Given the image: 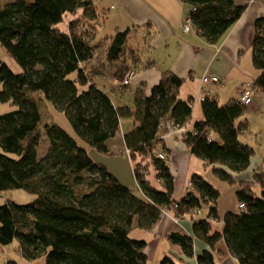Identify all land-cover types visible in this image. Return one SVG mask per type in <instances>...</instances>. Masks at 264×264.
I'll return each instance as SVG.
<instances>
[{"label": "trees", "instance_id": "1", "mask_svg": "<svg viewBox=\"0 0 264 264\" xmlns=\"http://www.w3.org/2000/svg\"><path fill=\"white\" fill-rule=\"evenodd\" d=\"M180 1L189 6V29L215 44L250 0ZM95 23L94 0H0V44L21 68L15 72L0 60V102L15 106L0 114V192L21 188L36 196L27 204H0V245L16 239L22 257L42 259V264H146V240L132 239L129 231L135 222L150 230L162 208H173L176 216L191 220L192 234L173 230L168 235L185 258L216 264L213 252L226 250L238 264H264V170L254 176L259 191L243 183L235 191L237 208L222 215L218 187L199 173L190 176L193 188L174 198L161 126L167 120L177 126L189 121L193 97L179 96L183 79L170 70L151 87L141 82L131 89L121 82L125 62L136 55L129 52L126 28L111 35L104 49L106 73L133 95L132 108L116 104L97 83L104 72L93 64L86 67L99 47L92 43ZM251 62L259 71L250 80L255 93L264 92V9L254 22ZM40 101L63 113L74 135L56 121L41 128ZM247 106L239 98L220 103L204 95L201 119L182 134L189 153L228 183L255 154V147L239 137L248 130L247 121H239ZM124 118L132 121L122 141L130 162L139 167L133 171L138 192L120 184L89 154L117 155L107 140L120 132ZM161 151L165 158L158 156ZM150 166L163 189L144 172ZM198 209L202 214L193 216ZM196 240L207 246L197 254ZM162 256L159 264H178Z\"/></svg>", "mask_w": 264, "mask_h": 264}, {"label": "crops", "instance_id": "2", "mask_svg": "<svg viewBox=\"0 0 264 264\" xmlns=\"http://www.w3.org/2000/svg\"><path fill=\"white\" fill-rule=\"evenodd\" d=\"M106 1H111V3L115 4L116 9L115 12L112 13V16L120 17L125 21V24L139 27L138 35L135 36L132 44L129 43L127 38L129 51L136 54L132 60L129 58V60L125 62L128 68H134L133 62L137 68L138 73L133 81L134 85L143 82L148 87H151L158 82L162 71L170 70L172 73L183 79L179 89V96L184 99L193 97L191 119L187 121L180 130L169 131L161 128L160 132L163 142L168 149V152L165 154L170 172L173 175V197L179 198L185 193L186 185L192 172L201 174L207 180L209 172H211L210 178L212 179V184H215L216 182L228 183L220 180L212 172L211 166H205L203 161L201 163L195 161V164L197 165L194 167L189 165L192 156L183 143L182 134L192 129L196 110L197 113H199L197 105H201V97L204 95L214 96L218 102L230 99V97L227 99V96L238 99L240 84L246 80H252V76H250L252 71H250L249 68H246L247 66L240 67V64L243 62L244 58H247L246 55H243L244 53H248V57L251 58V40L254 33V22L256 18L263 14L264 1L250 0L241 16L215 44H209L203 37L196 33L193 28L189 29L187 32H184L181 29L183 20L188 14L189 6L180 0ZM98 44L99 47L95 52V56L91 58L88 64H86V67H90L93 64V67L97 70L100 71L103 69L102 72L104 73L99 78L107 80L110 84L111 91L115 95H122L126 92V89H124L125 91L123 90L124 92H120L119 90L122 88L114 86V80L111 74L108 75L106 73L108 67L105 64V61L104 65H100L99 67L95 66V61L99 60L98 57L102 51L100 48H103L101 56L105 59L104 49L108 44V39L105 40L103 44L102 42H99ZM162 47L163 50L158 53L157 50H160ZM141 55L148 56L145 63L143 60H140ZM136 58L139 60L135 62ZM120 63L121 60L115 61L112 63L113 65H110L111 67H109L114 68L116 65H120ZM206 75L217 76L219 81L203 83L201 79ZM221 85L223 87H220ZM220 94L228 95L225 99L221 100ZM260 95L263 96L264 94H258L256 97ZM258 99L259 98H257L254 104H257ZM248 106H253V104L251 103ZM128 120L131 121V119ZM119 134L122 137L121 129ZM243 138L244 140L247 139L246 142L255 147V154L251 157L247 169L241 173H232L233 181L228 183V189L233 190V188H235L236 191V187L243 183H249L254 190L259 191L260 185L256 182L254 176L261 169L264 170V155L259 152V141H252L246 136ZM123 147L124 146L118 149L117 152H114L115 150L112 149V152L117 155H124L126 152ZM201 168L202 170H206V173L205 171H202ZM149 173H153V170L152 172H148V174ZM222 199V197H219L217 202L218 213L220 215L224 214L225 211L237 208V198L227 206L226 203L222 202ZM232 199H234V197L231 194V200ZM221 210H223V212H221ZM173 230L192 234L190 219L186 217L180 219L179 224L173 223L166 217L160 219L150 230H147V233L150 236L148 237V241H146V255L149 256L150 254H153V257H155V254H158L156 256H162L165 251H160L159 247L162 243H168L169 245L167 237L169 232ZM171 248L173 249V253L178 256L179 259H185L187 264H196L194 257L185 258L182 256L180 250L177 249V245L171 246ZM203 248H207V246L203 242L196 240L195 253L197 254ZM228 255L230 254L228 253ZM233 259L234 262L238 264L234 257ZM224 261L227 260H223V264H225Z\"/></svg>", "mask_w": 264, "mask_h": 264}, {"label": "rangeland", "instance_id": "3", "mask_svg": "<svg viewBox=\"0 0 264 264\" xmlns=\"http://www.w3.org/2000/svg\"><path fill=\"white\" fill-rule=\"evenodd\" d=\"M94 4H95V11H96V23H95V27L97 29L96 35L94 37V39L92 40L93 44H96L97 42H103L107 39H109V37L111 35H113L116 31L118 30H124L126 28H129V32H128V40L129 43L132 44L133 39L135 38L136 35H138V26H134V25H129V24H125V21L123 19H121L120 17H116V16H112V13L115 12V4L111 3V1L107 2L106 0H94ZM112 5V6H111ZM95 21V20H93ZM68 23V17H65L64 20L59 24V27H61L62 29L66 28ZM181 29L184 30V26L181 25ZM185 31V30H184ZM137 41V40H136ZM130 46V44H129ZM107 46H105L106 48ZM102 51L100 52L99 55V60L95 61V66L99 67L101 65V62L104 61V57H102V53H103V48H100ZM163 50V47L160 48V50L158 49V53H160V51ZM131 52V51H129ZM132 53V52H131ZM243 55H246L247 58H244L243 62L240 64V67H245L249 68L250 71H252V74H250V76H252L251 79H254L259 71L252 66L251 63V58L248 57L249 54L248 53H244ZM160 57V56H158ZM146 58H148V56L141 55V61L143 60L144 63L146 62ZM248 59V60H247ZM0 60L7 63L9 65V67L15 71L18 72L20 71V66L14 61V59H12L9 54L5 51V49L1 46L0 44ZM132 60V59H131ZM139 60L138 58H136L135 62ZM133 67L134 69H131V67L128 68V70H132L133 71V77L131 78V83L127 84L129 85L130 88L135 87L133 81L135 79V77H137V68L135 67V64L133 62ZM103 70V69H102ZM98 79H100L98 77ZM97 79V83L99 86H101L103 89L107 90L109 96L112 98V100L121 106H128L130 108L133 107V95H132V91L131 90H127L124 94L122 95H115L111 89H110V84L107 82L106 79H101L98 80ZM133 83V84H132ZM114 85L115 82H113ZM123 85V84H122ZM126 85V84H124ZM119 86V85H116ZM185 86V85H184ZM183 86V87H184ZM220 87H223L222 85ZM125 89V88H124ZM121 89L119 90L120 92H124L125 90ZM124 90V91H123ZM227 93V92H226ZM264 94V92H260L258 91L254 96H253V100H252V104L253 106H247L245 107L242 115L240 116V120L243 121H247L248 124V130L247 132L240 134L239 137L240 139L243 141L244 140V136H246L248 139H251L252 141H259V152L263 153L264 155V95H260L258 97H256V95L258 94ZM41 93L40 92H34L33 95L35 97H38ZM228 94H220V99H225V97ZM231 98V96H227L228 98ZM258 99L257 104H254L255 101ZM220 102V103H224ZM198 106V110L199 113H197V110L194 114L195 118L193 119L198 120L201 118L202 116V111H201V105H197ZM39 107H40V111H41V116H42V121H41V128L43 127V124L45 123H50L52 121H56L58 124H60L64 129H66L69 133L73 134L71 125L69 123V121L67 120V118L64 116L63 113L55 110L52 105H50L48 102L46 101H40L39 102ZM15 106L12 105L10 102H0V114L10 111L12 109H14ZM131 121L128 119H121V131L122 132H126L128 130V128L131 126ZM247 140V139H246ZM107 144L109 145V147L113 150H115L114 152H117L118 149L122 148L123 146V141H122V137L120 136V134H116L115 136L111 137L109 140H107ZM42 146V154H44V151L46 149L47 143H44L41 145ZM39 153L41 152V147L38 149ZM113 152V153H114ZM116 154V153H115ZM192 159L189 163L190 166L194 167L197 164H195L196 162L201 163L202 160L194 155H191ZM131 165L133 167V169H139V167L135 168L134 162L131 161ZM186 166V165H185ZM205 166H207L205 164ZM152 167L150 166L148 168V172H152ZM202 170V168H201ZM205 171L206 170H202ZM144 172H146V174H148L147 170H145ZM194 173V172H192ZM191 173V174H192ZM211 172H209L208 175V181L212 183V179L210 178ZM148 178L151 180V182L159 189H163V184L160 181H157L154 176L153 173H149L148 174ZM214 185H216V187H218V189L220 190V196L222 197L224 203H226L227 205H230L232 202L235 201V197H236V193H235V188H233V190H229L228 183L225 182H216ZM218 185V186H217ZM193 186V184H192ZM239 187V186H238ZM236 187V188H238ZM193 188V187H192ZM133 189L135 191H137L136 187L133 186ZM138 192V191H137ZM231 194L233 195L234 199L231 200ZM35 194L28 192L24 189L21 188H13V189H8V190H4L0 192V204H3L6 200H12L13 202L17 203V204H27L30 203L32 201H34L35 199ZM225 206V207H226ZM206 209L207 207L203 208V212L206 215ZM221 212H223V210H221ZM181 219H184L183 217ZM210 221H213V218H208ZM191 221V220H190ZM129 236L132 239H144L146 241H148V237L150 236L147 233V230L140 227L139 225H137V223L135 222L133 224V226L131 227V230L129 231ZM167 240L169 242L168 243H162L159 247L160 251H165L164 254L165 255H169L176 263L178 264H187V261L185 259H179L178 256H176L173 253V249L171 248V246H174L176 244L172 243L169 238L167 237ZM18 242L16 239H14L12 242H10L9 244H5V245H0V264H42V259L37 260L35 262L29 261L27 259H25L24 257L21 256L20 252L18 251ZM219 248L222 250L223 249V245L221 244V242L218 244ZM177 249H179V246L177 245ZM146 251V248H145ZM181 254V253H180ZM158 254H155V257H153V254H150L149 256H147V262L146 264H159L160 259L163 256H156ZM214 255V260L216 264H223V260H227L224 261L225 264H237L236 262H234V259L232 256L228 255V253L225 251V253H218L216 250L213 252ZM219 255V256H217ZM231 260V261H230Z\"/></svg>", "mask_w": 264, "mask_h": 264}, {"label": "built area", "instance_id": "4", "mask_svg": "<svg viewBox=\"0 0 264 264\" xmlns=\"http://www.w3.org/2000/svg\"><path fill=\"white\" fill-rule=\"evenodd\" d=\"M263 9H264V5H263ZM190 24H191L190 19L188 17H186L184 20V23L182 24V26H184V30H185V31L183 30L184 32H187L189 30ZM131 69H134V68H131ZM132 75H133V71L127 70L125 72V74L123 75L121 82L123 84H130L132 81L131 78L133 77ZM201 81L203 83H206L209 81L210 82H218L219 78L217 76H214V75H206V76L202 77ZM114 82L117 85L121 84V83H118L116 81V79L114 80ZM254 94H255V87L250 80L244 81L240 84V86H239V99H240L241 103H243L244 105H250L252 103V99H253ZM203 97H201V100L203 99ZM161 127L163 130H169V131H177V130H180L182 128V126L173 125L170 122V120L163 122ZM125 152L127 154L126 150H125ZM158 156L160 158H165V155L163 152L159 153ZM192 187H193L192 183L189 180L187 182L185 192L188 191L189 189H191ZM238 207L243 208V204H239ZM200 214H202L200 209L193 212V216H197ZM165 217L169 218L175 224H179V221L182 218V217L176 216L174 214L173 208L172 209L162 208V210L160 212V219L165 218Z\"/></svg>", "mask_w": 264, "mask_h": 264}, {"label": "water", "instance_id": "5", "mask_svg": "<svg viewBox=\"0 0 264 264\" xmlns=\"http://www.w3.org/2000/svg\"><path fill=\"white\" fill-rule=\"evenodd\" d=\"M93 160L103 166L107 172L120 184L133 187L136 184L134 169L129 157L124 155H103L94 150H90Z\"/></svg>", "mask_w": 264, "mask_h": 264}]
</instances>
